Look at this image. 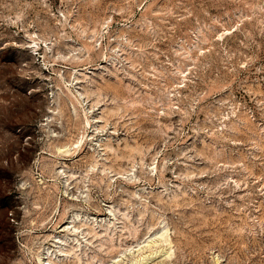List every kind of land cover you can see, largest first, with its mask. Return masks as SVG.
Wrapping results in <instances>:
<instances>
[{"label": "rangeland", "instance_id": "1", "mask_svg": "<svg viewBox=\"0 0 264 264\" xmlns=\"http://www.w3.org/2000/svg\"><path fill=\"white\" fill-rule=\"evenodd\" d=\"M41 261L264 264V0H0V264Z\"/></svg>", "mask_w": 264, "mask_h": 264}, {"label": "bare ground", "instance_id": "2", "mask_svg": "<svg viewBox=\"0 0 264 264\" xmlns=\"http://www.w3.org/2000/svg\"><path fill=\"white\" fill-rule=\"evenodd\" d=\"M65 152H66V149H65ZM161 245V244H160ZM160 245H157V243H155L154 241L152 242V243H150L149 245H147V249L150 251V253H153V251L155 252V250H157L156 249V246H160ZM149 253V254H150ZM153 255V254H152ZM146 256H147V254H146ZM143 257H145V255L143 256ZM147 257H149V256H147ZM140 257H138V259H139ZM137 259V260H138ZM141 259V258H140ZM135 260V259H134ZM133 260V261H134ZM143 260H144V258H143ZM136 261V260H135ZM141 262H143L142 261V259H141ZM135 263H137V262H135ZM134 263V264H135ZM39 264H44V262L43 261H41V262H39ZM131 264V263H130ZM133 264V263H132Z\"/></svg>", "mask_w": 264, "mask_h": 264}]
</instances>
